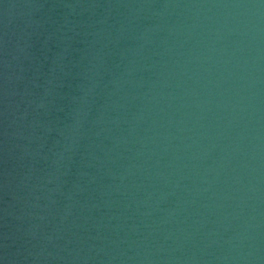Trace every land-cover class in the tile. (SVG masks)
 <instances>
[{"label":"water","instance_id":"95a60500","mask_svg":"<svg viewBox=\"0 0 264 264\" xmlns=\"http://www.w3.org/2000/svg\"><path fill=\"white\" fill-rule=\"evenodd\" d=\"M0 264H264V0H0Z\"/></svg>","mask_w":264,"mask_h":264}]
</instances>
